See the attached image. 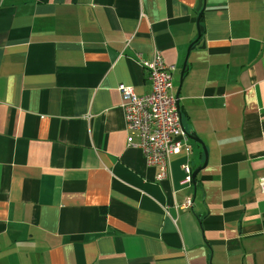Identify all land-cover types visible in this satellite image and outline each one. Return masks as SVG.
Wrapping results in <instances>:
<instances>
[{
    "label": "crops",
    "instance_id": "1",
    "mask_svg": "<svg viewBox=\"0 0 264 264\" xmlns=\"http://www.w3.org/2000/svg\"><path fill=\"white\" fill-rule=\"evenodd\" d=\"M197 4L0 0V264H264V0H205L200 36ZM154 52L195 177L198 142L161 181L130 144Z\"/></svg>",
    "mask_w": 264,
    "mask_h": 264
},
{
    "label": "built area",
    "instance_id": "2",
    "mask_svg": "<svg viewBox=\"0 0 264 264\" xmlns=\"http://www.w3.org/2000/svg\"><path fill=\"white\" fill-rule=\"evenodd\" d=\"M140 64L149 73L151 90L136 93L132 85L119 84L126 130L137 136L135 143L146 162L157 168L156 180L170 176V159L181 150L189 151L185 142L186 133L182 127L181 112L175 98L172 82L173 67L167 65L160 52H154L149 59H141ZM185 178L180 183L191 182L190 167L184 164ZM258 192L264 197V177L258 178ZM191 200L182 204L191 207Z\"/></svg>",
    "mask_w": 264,
    "mask_h": 264
},
{
    "label": "water",
    "instance_id": "3",
    "mask_svg": "<svg viewBox=\"0 0 264 264\" xmlns=\"http://www.w3.org/2000/svg\"><path fill=\"white\" fill-rule=\"evenodd\" d=\"M204 6H205V0H198V4H197V7H196V9L199 11L198 16H197V32H198V36H200L201 32H202V26L199 23H200V16H201V13H202V11L204 9ZM191 47L192 46L190 45L189 49ZM185 66H186V64H184V67L181 70L179 86H178V88L176 90V94H175V98L177 100H178V94H179V91H180V86H181V83H182L181 82L182 81V75H183V73L185 71ZM177 104H178V101H177ZM178 108H179V111H180L179 105H178ZM185 133H186V137L187 138H190V139L198 142L199 144H201V146L203 147L204 153H205V160L203 162V165L202 166H198L197 169L192 172V177H195V175L199 171V169L202 168L206 164V161H207L206 151L204 149L205 147H204L203 141L198 136H196V134H194L193 132H186V131H185Z\"/></svg>",
    "mask_w": 264,
    "mask_h": 264
}]
</instances>
